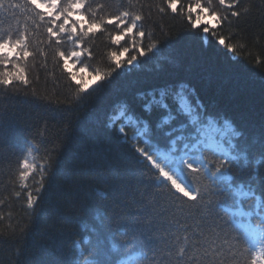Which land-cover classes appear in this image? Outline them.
<instances>
[{"label": "snow or ice", "instance_id": "snow-or-ice-1", "mask_svg": "<svg viewBox=\"0 0 264 264\" xmlns=\"http://www.w3.org/2000/svg\"><path fill=\"white\" fill-rule=\"evenodd\" d=\"M58 0H24L25 9H31L40 20L47 19L49 36H59L66 33L74 37L75 47L71 53L60 52L63 68L68 69L66 56L79 59L84 55L83 49L77 51L80 45L76 40L91 32V26L96 21L88 17L89 26L85 22L73 20V15H83L76 12L81 8L86 11L83 0H71L66 8L57 6ZM239 0H218V7L213 8L211 0L199 7L195 19L191 7L187 15L177 7V0H160L157 13L161 16L173 14V19L185 23L190 35L199 41L201 48L205 43L210 47L221 46L226 54L235 57L237 49L231 43H226L225 35L220 34L216 27L204 20V14L212 17L216 25L233 26L236 18L249 14ZM21 4L15 0H0V10H18ZM41 8L48 11H41ZM223 10V11H222ZM129 12L117 16V25H123L112 38L113 46L120 45L122 51L110 53V66L107 71H97L95 75L104 80L112 77L118 69L132 71L139 68V57L145 55L144 45L139 38H147L149 59H159L163 63L179 66L175 57L163 55L171 49L172 40L168 32L159 28V36L153 23V31L148 32L146 25L138 27L137 22L147 19L139 14L131 19ZM108 23H113L109 19ZM55 26V27H53ZM238 26V24L236 25ZM135 30V31H134ZM79 34V35H77ZM129 34H132L129 36ZM236 33L230 39L237 38ZM127 37L132 42L135 54H129L126 60L120 57L130 53ZM59 43V40L56 41ZM27 45L22 37L15 40L0 38V63L5 66L12 64L14 58L27 57ZM230 57V58H232ZM83 63V61H81ZM163 63L160 67H163ZM264 64V60L258 61ZM125 65L128 67L125 68ZM13 71L0 72V92L5 97L24 92L28 94L30 81L25 72L16 64ZM84 71L83 68L80 69ZM76 80L75 73L70 74L71 81ZM15 90V91H13ZM98 89H92L97 91ZM75 97L68 95L65 101L69 111L79 106L84 98L85 87L83 77L77 81ZM36 99H42L33 91ZM91 95V92L87 93ZM232 117L213 103H204L199 97L198 89L191 80L182 77L168 79L162 83L149 86L132 95L113 102L109 111L99 124V130L111 136L116 144L117 163L109 170L112 183L107 189L89 188L76 197L79 211L88 218L84 225L87 231L80 240H71V246L62 250L50 264H133L137 257L144 264H156V257L166 247L174 252L170 244L173 228L183 226L185 232L191 231L186 237L187 247L181 248L175 256L177 264H197V260L217 264L235 259L238 244L249 245L245 251L253 253L257 247V230L251 225L245 226L244 236H232L229 232L228 221L222 213L239 216H258L259 223L264 226V123L259 131H249L236 125ZM129 130L132 135H129ZM32 145H25L23 151H28ZM257 159L258 164L250 162ZM243 160L248 166L249 181L256 188L244 190L243 185L233 184L232 170ZM23 169L19 173V181L26 187L30 165L27 160L20 164ZM57 163L49 157L41 166V181L35 189V195L27 196V209L35 212L38 200L47 190L45 177H55ZM108 182L107 177L104 178ZM170 182V183H169ZM183 185V187H182ZM188 198L185 200L184 198ZM252 201L249 210L240 207L231 211L228 202L239 205V198ZM191 201V203H189ZM77 219V222H79ZM71 223V222H70ZM212 237L215 248L205 247V241ZM259 245L264 250V227L258 233ZM23 255L21 247L17 256ZM190 258V259H189ZM251 264H257L252 259Z\"/></svg>", "mask_w": 264, "mask_h": 264}, {"label": "trees", "instance_id": "trees-1", "mask_svg": "<svg viewBox=\"0 0 264 264\" xmlns=\"http://www.w3.org/2000/svg\"><path fill=\"white\" fill-rule=\"evenodd\" d=\"M15 2L21 4L20 9L0 10V38L15 40L22 37L25 40L29 55L13 60L12 64L21 67L30 84L28 94L20 92L5 97L0 92V264H50L54 254L67 250L71 240H80L86 234L84 225L89 221L79 211L76 197L89 188L107 189L112 183L109 170L117 163L113 159L116 144L111 136L99 130V124L114 101L131 98L144 88L182 77L196 85L204 103L222 108L234 119V126H241L245 133L258 132L264 123V64L258 63L264 60V0H239L243 6L239 10L248 8L249 14L239 21L232 18L234 24L231 27L226 23L218 25L217 30L222 27L220 34L225 35L226 43L237 49L235 57L226 54L219 45L210 47L205 43L201 48L184 22L173 19L171 13L164 17L157 13L160 0H84L86 11L83 9V15L88 25V17L96 21L91 29H98L79 40L87 51L84 65L92 72L107 71L110 53L123 50L120 45L113 46L111 40L121 27L115 18L124 12L131 14L128 19L137 14L146 17L137 24L138 27L146 25L148 32L154 30L153 23L158 25L155 29L157 36L159 28L168 32L172 47L163 55L177 58L179 66L149 59L152 55L146 50L149 40L137 37L142 40L145 52L138 59L140 67L130 72L118 69L108 80L102 78L93 88L85 90L79 106L71 111L62 101L68 95L75 97L77 83L73 80L69 86L70 74L63 68L59 56L60 52L70 53L65 46L67 43H56L59 39L47 32L49 21L40 20L31 9H25L24 0ZM208 2L177 0L178 9L185 15L189 7L197 3L203 6ZM69 3L71 0H61L59 7L66 8ZM211 3L213 8L218 7V0H211ZM109 19L113 23H108ZM233 33L238 34L234 40L230 39ZM126 41L133 49L131 41L128 38ZM131 54H135L134 49ZM162 63L163 67H160ZM12 64L0 63V72L13 71ZM33 91L42 99H36ZM89 92L91 95H87ZM129 135H132L131 130ZM25 145L33 147L23 151ZM32 154L41 166L49 157L58 164L55 177L44 179L48 187L38 200L34 213L27 209V196L36 194L41 175L36 174L31 184L25 182L26 187L18 178L23 170L20 164ZM250 162L258 164L257 159L250 158ZM232 175L234 185L256 188L249 181L248 166L243 160L233 166ZM256 190L260 195L259 189ZM243 203L249 208L253 202L244 200ZM228 206L237 208L231 202ZM222 215L228 221L231 235L243 237V230L235 225L232 217ZM253 220L260 225L258 217ZM191 234V231L185 232L183 226L178 230L173 228L170 244L175 246L174 252L166 247L156 257V264H177L175 256L179 255L181 248L187 247L186 237ZM212 239L209 237L204 242L205 247L215 248ZM21 247L23 255L18 257ZM248 247L246 243L238 244L235 259L229 258L222 264H251L255 259L254 252L245 251ZM136 264H144L143 259L138 257ZM197 264L217 262L210 257L209 261L197 260Z\"/></svg>", "mask_w": 264, "mask_h": 264}, {"label": "rangeland", "instance_id": "rangeland-1", "mask_svg": "<svg viewBox=\"0 0 264 264\" xmlns=\"http://www.w3.org/2000/svg\"><path fill=\"white\" fill-rule=\"evenodd\" d=\"M60 1L61 0H58V3H57L58 7H59ZM190 1L196 2V0H190ZM178 6H179V4L177 3V7ZM200 6H202V5L200 3H197L195 6L191 7L193 19H195L196 15L198 14ZM40 10L45 11V12L48 11V9H45V8H41ZM75 11L76 12H82L83 9L77 8V9H75ZM72 19L73 20L83 19L85 22V27L89 26L84 15H82V16L81 15H73ZM204 20L209 21L210 26L216 27V28L218 27V25H216L215 22L212 21V17L210 15H208L207 13L204 14ZM120 26L123 27V25H120ZM94 30L96 31L98 29L97 28L91 29V31H94ZM77 35H79V34H77ZM131 35L132 34H129V36H131ZM54 37L56 39H59L61 41H64L65 43H67L65 46H67V49L71 53V51L75 47V45L73 43L74 37H69L66 33H61V34H59V36H54ZM126 39H127V37L122 39L121 44L124 43L126 41ZM79 40H76V44L80 45V47L76 48V50L81 51L83 49L85 54L82 55L79 59H75V58L71 57L70 55L68 57H65V59L68 60V65H69V67L66 71H68L69 74L75 73V76H76V80H74L75 83H77V81H79L81 79V77H83L85 90H89V89L93 88L96 84H98V82L102 79V77H97L95 75L96 71L92 72L87 66L84 65V58L87 57V51L84 50V48H83L82 44L79 42ZM131 44H132V42H131ZM132 50L133 49H130V53H125L123 56L120 57V59L126 60L129 56V54H131ZM81 61H83V63H81ZM127 67L128 66L125 65V68H127ZM81 68L84 69L83 72L80 71ZM27 161L30 165V168H29V176H28V179L26 182L27 183L30 182V184H31L33 181V177H35L36 174L41 175V164H39L37 162L36 156L33 154L28 157ZM182 187H183V185H182ZM244 190L247 191L248 188L244 187ZM239 200H240V203H239V205H237V207H240L243 210L248 211L249 208H247L243 203L244 200L248 201V199L241 197V198H239ZM231 211L235 212L236 208L231 209ZM231 217H232L233 221L235 222V225L239 229L243 230V232H244L245 226H248V225H251L252 228L257 230V247H256V250L254 252V258L257 260V264H264V250L261 249V247L259 245V238H258L259 230L261 227H264V226L255 224L254 220H253L254 217H258V216L254 215L252 217H247V216L231 215ZM137 258L133 261V264H136Z\"/></svg>", "mask_w": 264, "mask_h": 264}]
</instances>
